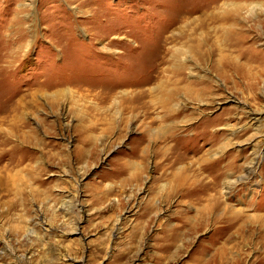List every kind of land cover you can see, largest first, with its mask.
<instances>
[{"label": "rangeland", "instance_id": "rangeland-1", "mask_svg": "<svg viewBox=\"0 0 264 264\" xmlns=\"http://www.w3.org/2000/svg\"><path fill=\"white\" fill-rule=\"evenodd\" d=\"M175 46L193 196L149 109ZM0 264H264V0H0Z\"/></svg>", "mask_w": 264, "mask_h": 264}, {"label": "bare ground", "instance_id": "bare-ground-1", "mask_svg": "<svg viewBox=\"0 0 264 264\" xmlns=\"http://www.w3.org/2000/svg\"><path fill=\"white\" fill-rule=\"evenodd\" d=\"M245 5V4H244ZM241 8V10L243 9L242 5L239 7ZM238 8V9H239ZM252 10L255 12V11H258L257 9V6L256 5H253L252 6ZM240 11V10H239ZM232 27L233 29H237L236 27H238V25L236 24L237 20L236 18H232ZM175 37V36H174ZM174 37H171V38H174ZM167 40V39H166ZM169 41V40H168ZM167 41V44L169 43ZM173 41V40H172ZM176 41V40H174ZM190 42L193 41V40H189ZM174 44V43H173ZM178 44V42H177ZM170 45V44H169ZM168 45V46H169ZM172 45V44H171ZM167 46V47H168ZM166 47V48H167ZM231 47V46H230ZM164 48V47H163ZM183 47L181 48H177L176 46L175 47H172V48H168L166 49L165 53H168L171 57V59H167L168 60V64H167V60L164 62V66L165 64L166 67H164L162 69V73H164L163 77L160 78L159 82L157 85L159 87L157 88H154L152 89V93L154 94V91L156 90V93H155V97L152 99L151 101V104L149 102V109H155L157 110L159 113H161V118L160 117H157V118H152L151 117V123L154 124L157 119L161 120V125H163V130L164 131V135H163V138L162 140L164 139L165 137V146L163 147V154L161 155L162 156V159L164 160V163L165 166L163 167L162 166V169L165 170V171H172L174 173V177L177 179V187L179 188V193L181 195H189V196H193L194 195V179H192L191 182L187 181L186 178L190 177L191 175L194 176V173L191 174V172H194V165H192L193 163H189V166H180L181 164V159L179 158V155L176 151L177 148H174V146H171L170 148V151H169V148H168V144L167 142L170 140V142L174 141V139H176L177 135L176 133H178V129L181 128L182 125L186 124L187 122H190V121H187L185 122V119L188 117V116H183L184 114V111H183V108H181L180 106V101H179V95H180V92L181 90H186L188 91L190 94H191V97H190V101L194 98V87L191 85V84H186L184 82H186V78H184L182 75H183V72L186 71L187 69V66L184 65V63L182 62L183 60H187V54H190L192 53L193 51V47H191L189 50H184L182 49ZM168 51V52H167ZM234 51V50H233ZM168 55V56H169ZM210 55V53H209ZM151 56V55H150ZM190 56V55H189ZM202 59H208V53H203L200 55ZM158 57V56H157ZM237 57V56H236ZM235 57V58H236ZM169 58V57H168ZM234 58V57H233ZM234 58V59H235ZM148 59V58H147ZM161 59V57H160ZM150 60V59H149ZM155 60V58H154ZM238 60V59H237ZM153 61V60H152ZM164 61V60H163ZM239 61V60H238ZM228 62V61H226ZM231 62V61H230ZM148 63H150L148 61ZM155 63V62H154ZM153 63V64H154ZM157 63V62H156ZM159 64V63H158ZM163 64V63H162ZM160 65V64H159ZM158 65V66H159ZM152 66V65H151ZM216 66V65H215ZM235 66L240 68V70H236L235 69ZM235 66H232L231 63H229L226 67L223 66L224 69H221L220 67H218L220 70V73L226 77L227 79H229V73L230 71H234V72H238L240 73L241 75V78L242 79H250L251 76H249L245 71H244V67L242 65H235ZM156 67H157V64H156ZM158 68V67H157ZM217 69V68H216ZM246 69V68H245ZM158 71V70H157ZM144 74V73H143ZM142 74V75H143ZM185 74V73H184ZM156 75V74H155ZM159 75V74H158ZM150 76V75H149ZM182 76V77H181ZM185 76V75H184ZM131 77V76H130ZM153 77V76H152ZM156 78V77H155ZM184 79V81H183ZM157 81V80H156ZM253 81V79H252ZM150 83H152V81H150ZM154 83V82H153ZM152 83V84H153ZM145 87V86H144ZM148 87V85H147ZM139 89V88H138ZM143 89V88H142ZM150 89V88H148ZM151 91L149 93V97L151 96ZM128 92V91H126ZM162 92H164V94L162 95ZM122 93V92H121ZM133 93V92H132ZM135 93V92H134ZM142 93V92H140ZM123 95V94H122ZM130 100V99H129ZM144 100V99H143ZM194 100V99H193ZM156 113H154L155 115ZM134 115V114H133ZM183 116V117H182ZM190 117V116H189ZM191 118V117H190ZM190 120V119H189ZM153 121V122H152ZM152 127V126H150ZM149 132L151 129H148ZM169 139V140H168ZM169 151V152H168ZM178 155V157H177ZM182 165V164H181ZM252 169V168H251ZM184 173V175H181V173ZM179 175V177H178ZM194 178V177H192ZM236 183V181H229L226 183V188L227 189H230L231 187L234 186V184ZM161 192V191H160ZM163 193V192H161ZM212 210V209H211ZM210 210V212H211ZM209 211V210H208ZM205 213V212H204ZM228 214V213H227ZM225 214V215H227ZM204 215V214H203ZM232 216H234V214H232ZM187 217V216H186ZM237 217V216H236ZM231 218V217H229ZM228 218V219H229ZM234 218V217H233ZM204 219V218H203ZM235 220V219H234ZM227 221V220H226ZM227 224V222H226ZM236 224H234V221L233 219H231V221L229 222V227L231 229L235 228ZM228 227V228H229ZM191 229V228H190ZM194 229V227H193ZM222 252L224 251L221 250ZM231 254H232V250L231 251H225L224 253H222L223 259H220L221 262H227L228 259L231 258ZM225 255V256H224ZM231 261V260H230ZM239 262V260H237Z\"/></svg>", "mask_w": 264, "mask_h": 264}]
</instances>
